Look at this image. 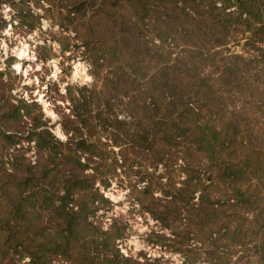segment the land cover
I'll use <instances>...</instances> for the list:
<instances>
[{"label":"trees","instance_id":"trees-1","mask_svg":"<svg viewBox=\"0 0 264 264\" xmlns=\"http://www.w3.org/2000/svg\"><path fill=\"white\" fill-rule=\"evenodd\" d=\"M5 5L25 30L47 20L72 34L95 85L68 86L63 141L0 70V264H162L121 252V219L104 227L102 189L121 174L169 234L150 244L184 264H239L248 251L264 264V0ZM238 34L250 58L229 54Z\"/></svg>","mask_w":264,"mask_h":264},{"label":"rangeland","instance_id":"rangeland-1","mask_svg":"<svg viewBox=\"0 0 264 264\" xmlns=\"http://www.w3.org/2000/svg\"><path fill=\"white\" fill-rule=\"evenodd\" d=\"M38 12L42 13L41 10ZM0 16L8 23L0 32V70L6 73L4 81L7 88H13L12 94L17 98L37 102L50 125L54 127V135L66 141L67 136L59 122L63 112H69L66 96L68 86L91 88L95 85L83 49L73 47V35L63 33L50 21L43 20L40 27L30 31L21 28L17 21H12L14 13L9 6L0 7ZM65 36L71 38L67 41L63 38ZM242 38L238 34V42H230L227 49L229 54L236 53L250 58L252 52H248L245 47L246 40ZM59 40L69 44L70 50L64 51ZM33 154L30 156L33 157ZM135 179L136 177L126 179L121 174L113 180L110 189H102L105 197L111 202L106 211L100 212L104 227L107 228L114 218H119L127 224L125 238L119 241V249L126 256L140 260L157 258L162 264H184L183 255L148 242L153 232L169 234L162 231L160 225L148 214H143L133 202L127 180ZM243 257L239 264L258 262L253 251L245 252Z\"/></svg>","mask_w":264,"mask_h":264}]
</instances>
